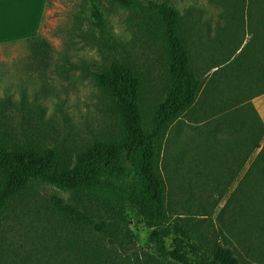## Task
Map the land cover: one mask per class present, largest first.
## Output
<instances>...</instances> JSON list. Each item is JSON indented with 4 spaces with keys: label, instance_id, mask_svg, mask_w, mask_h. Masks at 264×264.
Returning <instances> with one entry per match:
<instances>
[{
    "label": "rangeland",
    "instance_id": "rangeland-1",
    "mask_svg": "<svg viewBox=\"0 0 264 264\" xmlns=\"http://www.w3.org/2000/svg\"><path fill=\"white\" fill-rule=\"evenodd\" d=\"M170 4L187 19L184 37L191 68L204 88L196 104L159 141L157 170L166 185L172 223L191 230L205 249L226 238L243 264H264V197L258 204L253 186L239 185L245 173L234 167L236 154L218 147L238 144L256 120L252 102L264 94V83L241 74L253 64H264L263 5L258 0ZM103 5L110 31L126 44L145 80L144 112L149 120L166 83L160 47L128 24L127 11L108 0ZM79 14L89 15L83 0H48L39 36L52 48L45 64L33 59L28 42L0 46V97H10L14 104L9 111L11 128L20 142L56 148L62 158H74L96 140L122 135L114 102L91 76L96 67L109 65L112 55L77 35L74 17ZM88 27L84 23L81 30ZM205 66H223L233 81L220 83L219 92L209 95ZM224 96L234 104H225ZM23 99L27 109L22 108ZM52 192L49 186L35 185L13 209L17 212L0 225V264H175L154 251L151 230L133 211H128L127 227L111 221L107 231L99 233L54 213L48 203Z\"/></svg>",
    "mask_w": 264,
    "mask_h": 264
},
{
    "label": "trees",
    "instance_id": "trees-1",
    "mask_svg": "<svg viewBox=\"0 0 264 264\" xmlns=\"http://www.w3.org/2000/svg\"><path fill=\"white\" fill-rule=\"evenodd\" d=\"M108 1L127 11L128 24L145 32L160 47L166 70L163 96L146 119L145 80L126 44L110 31L103 0H83L89 15L74 17L80 31L77 35L112 55L109 65L96 67L91 76L114 102L122 135L114 140H96L74 158H62L56 148L20 142L10 124L9 111L14 104L10 97H0V225L17 212L13 209L22 205L35 185H44L55 189L48 196L52 211L75 226L91 227L99 233L107 231L111 221L127 227L131 210L151 230L149 243L154 251L175 264H243L226 238L205 249L191 230L172 223L166 185L157 170L159 141L196 104L203 88L202 78L191 68L184 37L187 19L170 0ZM258 1L264 8V0ZM84 23L89 25L87 30H81ZM26 42L33 50V59L45 64L51 56L49 42L39 36ZM22 105L27 109L24 99ZM255 115L254 125L238 144L234 142V148L218 147L234 151L237 173H244L251 160L239 185H252L250 190L256 192L259 204L264 197V123L258 113Z\"/></svg>",
    "mask_w": 264,
    "mask_h": 264
},
{
    "label": "crops",
    "instance_id": "crops-1",
    "mask_svg": "<svg viewBox=\"0 0 264 264\" xmlns=\"http://www.w3.org/2000/svg\"><path fill=\"white\" fill-rule=\"evenodd\" d=\"M48 0H0V46L12 43L26 42L38 37L42 33L44 16L46 14ZM223 66H205L208 74L205 76L208 94L213 96V92H219V84L233 81L231 71H222ZM204 71V72H205ZM251 82L264 83V64L251 65L244 69L241 74ZM204 89V88H203ZM202 89V90H203ZM208 102H212V97H208ZM225 104H234V99L223 97ZM214 101V98H213ZM264 94L253 100V105L263 120L264 115ZM239 103L238 101L235 102ZM223 104V105H225ZM264 122V121H263ZM229 157H224L228 160ZM233 163L237 161L232 157ZM251 160H248L244 173L249 169ZM234 169V168H232Z\"/></svg>",
    "mask_w": 264,
    "mask_h": 264
}]
</instances>
